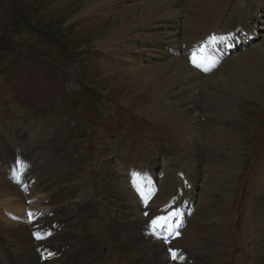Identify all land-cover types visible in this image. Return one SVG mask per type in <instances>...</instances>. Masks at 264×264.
I'll use <instances>...</instances> for the list:
<instances>
[{"label": "rangeland", "instance_id": "obj_1", "mask_svg": "<svg viewBox=\"0 0 264 264\" xmlns=\"http://www.w3.org/2000/svg\"><path fill=\"white\" fill-rule=\"evenodd\" d=\"M209 1L213 7L217 2L221 4V11H213L215 26L210 27V30L220 31L217 33L224 31L226 24L218 27L223 16L230 20L229 23L239 22L237 17L231 16L230 10L235 3L241 7L244 0ZM80 2L81 0H0V145L5 141L4 147L0 149L7 150L11 147L14 159L10 166L15 176L18 178L25 173V186L29 183L27 179L30 173L37 174L42 170V180L48 182L50 187H56L52 192L69 197L73 190L70 183L75 175L84 174L96 190L99 180L110 178L107 167L100 170L103 166H96L98 155L103 153L105 157H111L107 163L113 169L126 157L135 160L147 158L145 161L154 163L158 171L154 180L157 190L163 188L165 178L170 180L167 172L174 173L171 179L172 191L185 190L191 181L189 152L184 149L170 126L152 122L142 114L148 100L144 93H140L141 85L131 81V67L135 66V59L148 63L155 59V51L144 50L137 39L130 41L133 45L128 44L129 52H125L128 47L119 53L100 51L95 42L112 26L110 22L113 21V15L102 17L99 22L100 17L95 12L86 18L75 17ZM240 7L237 10L240 11ZM252 21L263 22L264 25V13L260 19ZM261 31L262 29L257 30L255 37ZM242 36H247V41L252 35L245 33ZM229 43L226 42L225 46L234 50L236 47ZM222 45L223 43L219 44L220 47ZM260 84L264 87V82ZM214 89H217L214 91L216 96L230 101L228 107L220 104L226 119L218 120L221 118L207 109V112L201 111L200 120L203 123L207 118L205 114L211 113L213 119L207 122L217 123L236 133L237 145L242 146V160L232 177L225 205L221 203L222 196L218 197V194L228 186L220 175L217 178L220 189L212 193L210 211L217 213L226 206L228 217L222 226L215 223L212 227V237H208L210 242L203 244L207 249L206 253L197 259V253L200 254L197 250L196 256L189 263L180 249L175 259L183 264H200L203 261L201 258L207 260L208 264H256L259 238L254 219L256 205L260 202L259 188L262 187V181L264 184V106L251 96H239L241 92L238 89L233 92ZM204 94L200 96L203 104L208 99ZM15 145L20 147L18 152V148L13 150ZM203 146L206 147L207 143L203 142ZM226 147L218 158H230L227 153L231 151L230 143ZM74 157L83 158V167H75L70 162ZM209 157L204 154L203 160L206 161ZM229 173L227 171L224 175L227 177ZM112 174L118 176L116 171ZM198 181L201 184L199 179ZM80 182H83L82 179ZM106 187L110 193L115 188L107 183ZM91 198L93 203L89 221L83 227L80 226V230H76L82 236L71 237L61 244L66 253L71 249L75 251L78 243H83V238L86 237L94 244L91 246L94 251L90 249L89 252L97 250L100 253L94 264H114L117 252L112 248L105 215L112 210H109L108 205L114 206L116 212L120 210V204L115 199H99L98 194ZM2 204L0 224L6 225L7 230L12 228L11 224L16 220L33 224L39 213L50 208L27 201L22 213L16 214L7 210L5 203ZM66 204L71 203L69 201ZM79 207L80 210L81 206ZM61 211L58 209L55 212L56 222L61 221V217L67 218L68 212L65 213L64 209L60 217ZM70 211L68 219L71 220L72 217L73 222L79 223L78 211ZM147 219L149 218L143 217L144 222ZM113 220L115 217L111 221ZM148 225L149 222L142 223L139 230L146 227L145 233H150ZM220 233L225 237L224 242L214 239ZM168 259L175 261L173 253L169 254ZM4 264L13 263L5 258Z\"/></svg>", "mask_w": 264, "mask_h": 264}, {"label": "bare ground", "instance_id": "obj_2", "mask_svg": "<svg viewBox=\"0 0 264 264\" xmlns=\"http://www.w3.org/2000/svg\"><path fill=\"white\" fill-rule=\"evenodd\" d=\"M212 1L214 3V0ZM209 2L211 1L81 0L75 17L86 18L95 12L100 17L99 22L102 17L113 15V21L110 22L112 26L95 42L100 51L122 52L128 44L133 45L130 41L134 39L142 43L144 50L155 51V59L149 60L148 63L133 58L137 61L134 63L135 66L131 67V81L139 83L142 87L140 93H144L147 97L148 101L146 100L142 114L152 122L157 121L170 126L184 149L189 152V162L192 167L191 181L185 190L173 192L171 179L174 173L167 172L170 180L165 178L163 188L157 190L154 184L153 186L148 184L154 182L158 171L154 163L145 161L147 158L135 160L126 157L127 159L124 158L120 163L122 166L118 163L113 169L107 163L111 157L107 158L100 153L96 166L101 164L103 167L100 170L107 167L108 174H106L110 178L99 180L95 190L84 174L75 175L70 183L73 186L72 193L66 197L61 193L52 192L56 187L52 185L50 187L48 182L42 180L44 178L42 170L37 173L38 176L35 172L30 173L31 178L27 179L29 183L23 186L26 180L25 173L17 178L10 166V162L14 159L10 152L11 147L7 150L0 149V205L5 203L6 209L16 214L22 213L27 201H34L41 207L50 206L47 211L41 212L38 220L36 219L31 225L16 220L12 222V228L7 230L6 225L0 224V264H4L5 258L13 264H94L100 253L97 250L89 252L94 244L90 243L88 238H83L84 242H79L75 251L71 249L67 253L61 244L71 237L81 235L76 233V230H80V226L83 227L89 221L88 216L91 214L93 203L91 196L94 194H98L99 199L105 198L109 201L115 199L120 204V210L116 212L114 206L108 205L109 210L112 208L113 212L108 211L105 215L113 245L111 246L117 252L114 264H183L176 262V259L169 261V254L178 255L181 249L180 252L186 257L185 260L190 263V260L196 256L197 250L200 252L197 253V259L206 253L207 249L203 244L210 242L208 237L210 235L212 237V227L215 223L222 226L228 217L226 206L217 213L210 211L212 193L220 189L217 178L220 175L228 186L218 194V197L222 196L220 201L224 204L229 198L232 177L242 160V152L240 153L242 146L237 145L235 138L237 134L231 129L214 122H207L213 119L211 113L205 114L207 118L202 123L201 111L207 112L209 109L221 118L218 120L226 119L220 104L228 107L230 101L228 98L216 96L214 91L217 89L214 88L228 92L238 89L241 92L239 96H251L264 106V87L260 84L264 82V25L263 22L252 21L260 19L264 13V0H244L240 11L232 12L231 16L237 17L239 22L229 23L221 32L230 34L226 40L215 39V41L218 42L217 44L230 42L236 48L231 50L232 48H227L225 46L227 44L224 43V46L214 50L209 45L211 61L215 62L217 67L212 69L205 60L202 69H199L192 65L193 49H196L207 34H210L209 28L215 26L213 11H221L219 2L214 4L215 8ZM260 29L262 31L255 37L256 31ZM245 33L252 35L250 40L246 41L247 36H242ZM128 48L125 52H129L130 47ZM139 53L140 51L137 55ZM202 93L208 98L204 104L200 102ZM203 142L207 143L206 147L203 146ZM227 143L231 146L229 147L231 151L227 152L230 158H218L219 153L227 148ZM4 144L5 141L0 148L4 147ZM17 146L15 145L13 150L17 149ZM204 154L210 156L206 161L203 160ZM82 161L83 158L74 157L70 162L76 165L75 167H83ZM113 171H116L118 176H114ZM227 171L230 173L226 177L224 174ZM106 183L115 186L112 193L106 187ZM198 186L200 190L197 193ZM259 191H261L258 200L260 202L256 205L257 213L254 219L256 226L254 228L259 238L256 264H264L263 181ZM69 201L71 206L66 204ZM163 208L171 210L166 223L167 230L162 233L163 238L160 239L151 232L145 233L146 227L140 229V232L139 225L141 227L142 223H150L149 219ZM58 209L62 210L60 217L64 209L68 215L64 213L67 218L61 217L63 219L56 222L55 212ZM72 209L78 211L79 223L73 222L72 217L71 220L68 219ZM181 215H184L183 226L179 227L178 232H174V221H178ZM113 217L115 220L112 222ZM143 217L149 218L147 222H144ZM41 228H50V236L45 237L42 234L43 230L40 232ZM220 231L221 229L218 232ZM214 239L218 242L225 241L222 233ZM95 246L98 247V244ZM43 249H47L48 255L42 253ZM173 250L177 251L171 252ZM131 259L134 262L130 261ZM201 259L203 261L200 264H208L207 260Z\"/></svg>", "mask_w": 264, "mask_h": 264}, {"label": "snow or ice", "instance_id": "obj_3", "mask_svg": "<svg viewBox=\"0 0 264 264\" xmlns=\"http://www.w3.org/2000/svg\"><path fill=\"white\" fill-rule=\"evenodd\" d=\"M215 41V38L214 37H212V38H210V42H214ZM206 47V46H205ZM207 57H201L200 58V62H198L197 61V59L194 57L193 58V64L196 66V67H201V65H202V62H203V60L204 59H206ZM158 220H163V219H165V218H163V217H161V218H157ZM153 224L155 225L156 224V220H154L153 221ZM39 238V237H38ZM173 258L175 259L176 258V255H175V253H173Z\"/></svg>", "mask_w": 264, "mask_h": 264}]
</instances>
